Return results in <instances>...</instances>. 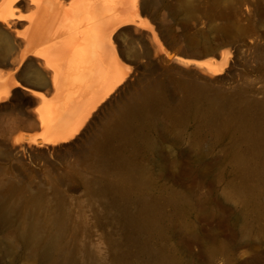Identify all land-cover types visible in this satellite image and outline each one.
Masks as SVG:
<instances>
[{
	"label": "rangeland",
	"instance_id": "1",
	"mask_svg": "<svg viewBox=\"0 0 264 264\" xmlns=\"http://www.w3.org/2000/svg\"><path fill=\"white\" fill-rule=\"evenodd\" d=\"M181 1L122 24L123 88L63 142L2 82L0 264H57L16 239L57 215L73 264H264V0Z\"/></svg>",
	"mask_w": 264,
	"mask_h": 264
},
{
	"label": "bare ground",
	"instance_id": "2",
	"mask_svg": "<svg viewBox=\"0 0 264 264\" xmlns=\"http://www.w3.org/2000/svg\"><path fill=\"white\" fill-rule=\"evenodd\" d=\"M145 5V0H0V87L5 82L9 92L23 87L31 94L38 107L35 126L46 131L47 140L63 142L86 129L120 94L125 54L117 32L122 24H136ZM136 54L132 44L129 55L135 60ZM133 71L134 77L136 66ZM135 108L132 102L121 115L130 117ZM258 176L264 177V162ZM15 215L0 193V225H11ZM67 229L62 216L53 224L34 218L16 239L44 258L57 255V264H73L65 248Z\"/></svg>",
	"mask_w": 264,
	"mask_h": 264
}]
</instances>
